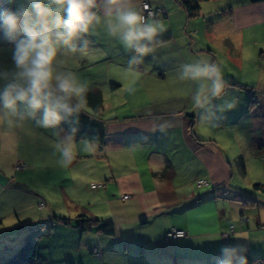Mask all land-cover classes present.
I'll use <instances>...</instances> for the list:
<instances>
[{
  "label": "crops",
  "instance_id": "crops-1",
  "mask_svg": "<svg viewBox=\"0 0 264 264\" xmlns=\"http://www.w3.org/2000/svg\"><path fill=\"white\" fill-rule=\"evenodd\" d=\"M142 2L166 11L157 15L168 28L155 47L167 46L171 53L156 67L158 74L149 73L144 62L128 74L130 53L100 28L88 37V54L69 60L76 72L88 66L105 69L102 88L93 83L97 79L86 78L89 92L100 93L103 103L97 114L87 111L105 123L95 154H78L68 169L55 167L59 179L52 181L57 154L49 142L51 133L0 125V197H17L26 179L36 185L38 167L43 170L39 184L45 189L61 180L76 193L63 189L56 208L36 212L25 223L3 225L5 209H0V260L26 233L54 218L69 222L41 230L37 242L42 264H207L227 243H242L253 258H264V51L253 54L255 46L264 45V34L246 32L264 26V1L209 0L194 16L175 0H137L138 6ZM193 19L200 21V28ZM202 56L222 67L229 98L238 101L212 125L199 121L191 105L190 83L177 79L181 64ZM245 59H255L256 64ZM147 77L161 88L170 79L179 92L166 103H177V108L150 109L143 92ZM130 86L133 91H128ZM164 92L158 95L160 102H165ZM15 164L22 168L15 170ZM74 166L85 178L92 175L96 183L90 180L91 185L100 187L88 189L87 178L84 185L75 182L69 173ZM199 180L208 185L198 186ZM85 187L89 193L82 192ZM29 195L34 209L37 198L38 205L47 206L39 192ZM3 203L0 200V208ZM84 216L110 222L113 234L94 227L81 231L78 225ZM172 229L186 236L166 240ZM217 232L229 240L215 239ZM91 248H98L100 258Z\"/></svg>",
  "mask_w": 264,
  "mask_h": 264
},
{
  "label": "clouds",
  "instance_id": "clouds-1",
  "mask_svg": "<svg viewBox=\"0 0 264 264\" xmlns=\"http://www.w3.org/2000/svg\"><path fill=\"white\" fill-rule=\"evenodd\" d=\"M144 9L137 0H11L0 4V125L51 133L49 142L57 154L53 167L68 169L78 154H95L94 140L76 141L80 116L88 111L90 87L69 60L88 54V37L100 28L130 53L127 71L134 73L168 28L154 14L145 15ZM177 79L190 83L192 109L202 124H214L237 106L236 98H229L226 91L222 67L210 58L181 64ZM214 238L229 240L219 232ZM219 253L214 264H248L247 247L242 243L221 244Z\"/></svg>",
  "mask_w": 264,
  "mask_h": 264
},
{
  "label": "rangeland",
  "instance_id": "rangeland-1",
  "mask_svg": "<svg viewBox=\"0 0 264 264\" xmlns=\"http://www.w3.org/2000/svg\"><path fill=\"white\" fill-rule=\"evenodd\" d=\"M195 19H193V21H195ZM195 23L197 24L196 26H198L199 28L201 27V23L199 20L195 21ZM246 32L252 33L254 35L255 34H257V35L261 34V36H262L264 34V26L255 25L252 28L247 29ZM249 46H250V49H252L251 44H249ZM166 48H167V46H157V47H155V51L153 53L149 54L147 57L144 58L143 62L149 66V71H150L149 73L155 72L158 74L159 70H157V68H159V66L162 64V61L164 59H166V56H167V59H169L168 55H170L171 51L170 50L168 51ZM262 51H264V45L255 46L253 54H254V56L255 55L258 56V54ZM245 60H246V62L256 64L255 59L254 60L245 59ZM69 65L72 66V64H70V63H69ZM94 67L95 66H88L85 69H82L83 71L82 70L77 71V73H79L81 75V77L84 79L91 78V77L95 78L94 80L97 79V81L93 82V83H96L100 88H102L104 86V83H103L104 80L102 79V76H105V69L103 67H96V68H94ZM154 70H157V71H154ZM145 79H146V82L143 83L144 84V87H143L144 91L143 92L146 95V98H147L146 101L149 102L147 104H148V106H150V109L152 111L158 112V111H162L164 109L166 111H172V110H174V108H177L176 107L177 103H175V104L174 103H166L170 100V96L171 97L176 96L179 92V89L176 90L175 88L172 87V83H171L170 79L167 82V84H165L164 88H161V86L159 87L157 84L158 81H153L154 78H151V77L148 78L147 77ZM86 80L89 81L90 79H86ZM169 84L171 86H169ZM162 90H163V92H164V90H165V92H167L166 97L163 98V100L165 102H160L162 99H161V97H158L159 93L162 92ZM181 90H183V89H181ZM146 98H144V99H146ZM173 100H175V99H173ZM14 166H16L18 168L17 169L15 167V170H20L22 168V166H20L19 164L18 165L15 164ZM53 168H54V174H52V177H49V178H52V181H55V179L58 178V173H57V169L55 167H53ZM36 171H37V181H36L37 184L36 185H33L32 182H30V181L28 182L26 179V183H25L26 187L22 183L21 190H18L21 192L19 193V195L17 197L14 196L13 198L6 199V194L2 195V197H0L1 198L0 200L2 202H5L2 204V207L0 208L3 210L5 209V211H3L4 212L3 215L5 216V218L2 221L3 225H5V226L6 225H12L13 223L16 224L18 222L25 223V221L30 219L32 217V215L35 214L36 212H46L49 210V208L51 209V206H54L56 208L57 202H62L60 198H61V194H62L63 189L67 193L76 194L75 191L71 190L72 188L70 189L68 187L66 181L63 182L61 180H59V181L62 183L55 184V182L54 183L52 182L53 184L51 183L52 184L51 189H49V188L45 189L43 186H41L39 184L40 180L43 181V179H39L40 178L39 177L40 171H43V170L39 169V167H38V169ZM69 173H70V176H72L74 178L75 182L78 181L82 185H84L85 180L87 178L88 185H89L88 189H90V185H91L90 180H92V182L96 181V180H93L92 175L91 176L87 175L85 178L78 166H74L73 168H71ZM10 174L11 175L14 174L13 169H12V171H10ZM93 183H96V182H93ZM205 188H208V187H205ZM29 191H32V193L39 192L41 194V196H39V197L44 199L47 203V206L44 205V207H43L45 209L41 208L40 205H38L39 201H40V199H38V198H37L36 203H35L36 208L35 209L33 208V203H31V196L29 195ZM4 192H7V190ZM82 192L89 193V191L86 190V187L82 189ZM42 195H44L45 197ZM11 202H13V203H11ZM11 204H14V205L11 206ZM14 213L17 215H15ZM26 225H28V224H26ZM36 228L38 230L40 229L39 231H41L44 228V226H37ZM37 229L35 231H37Z\"/></svg>",
  "mask_w": 264,
  "mask_h": 264
},
{
  "label": "trees",
  "instance_id": "trees-1",
  "mask_svg": "<svg viewBox=\"0 0 264 264\" xmlns=\"http://www.w3.org/2000/svg\"><path fill=\"white\" fill-rule=\"evenodd\" d=\"M182 7L188 16H194L199 13L200 5L202 2L209 0H175ZM264 0H249L250 3L263 2ZM11 3V0H0V4ZM88 108L92 109V113L97 114L102 107V96L100 93L88 92L87 96ZM79 131L76 133V139L78 138H88L96 142H103V134L105 131V123L101 119L94 117L90 113H83L79 120ZM67 126H65V129ZM17 168V167H16ZM259 187V186H257ZM85 217V216H84ZM68 219L64 218H54L53 221L47 224L38 225L46 226L47 229L52 228L54 223H68ZM96 229L97 232L109 235L113 234L114 229L110 222L104 223L95 218L85 217L78 225L81 231L86 229ZM38 230V229H37ZM41 231H29L26 233L18 246L9 252L0 260V264H42L44 262V257L40 253V248L37 242L38 234ZM248 264H264V258L255 259L251 256L250 252L247 250ZM207 264H214V260L208 262Z\"/></svg>",
  "mask_w": 264,
  "mask_h": 264
},
{
  "label": "built area",
  "instance_id": "built-area-1",
  "mask_svg": "<svg viewBox=\"0 0 264 264\" xmlns=\"http://www.w3.org/2000/svg\"><path fill=\"white\" fill-rule=\"evenodd\" d=\"M147 5V8L144 9V6ZM141 9L145 10V15H147L148 13H152L154 14L155 17H157V15H166V11L164 9L161 8H157V9H153L150 7V5L146 2H142L139 6ZM18 169V168H17ZM198 186H204V185H208V183L205 180H199L197 182ZM100 187V185H91L92 189H98ZM124 200L128 198V195H124L122 197ZM44 203H41L40 207L43 208L44 207ZM243 221H247V219H243ZM261 228H264L261 227ZM186 236V233L183 231H179V230H175L172 229L170 231H168L165 235L166 240H178V239H182ZM90 252L93 254V256H95L96 258H100V252L98 250V248H91Z\"/></svg>",
  "mask_w": 264,
  "mask_h": 264
}]
</instances>
